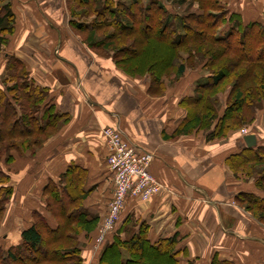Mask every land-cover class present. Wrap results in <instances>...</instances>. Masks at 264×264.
Here are the masks:
<instances>
[{
	"label": "crops",
	"instance_id": "obj_1",
	"mask_svg": "<svg viewBox=\"0 0 264 264\" xmlns=\"http://www.w3.org/2000/svg\"><path fill=\"white\" fill-rule=\"evenodd\" d=\"M157 1L166 9L167 5L175 8L171 1ZM8 2L14 32L5 37L10 48L7 55L24 65L34 86L47 90L46 103L66 118L34 157L22 155L19 159L18 170L33 176L26 194L34 206L29 215L45 213L37 192L49 181L58 183L73 165L86 173L84 208L102 220L113 181L101 130L118 126L127 141L152 156L149 170L164 189L147 201L128 199L108 240L129 237L145 224L152 243L177 233V250L186 252L179 256V264H210L214 257L233 264H264V229L236 202L241 193L263 194L254 185L237 181L226 166L232 155L247 148L246 135L226 142H207L198 133L172 137L186 116L179 103L192 96L201 76L151 98L146 93V79L123 75L109 60L94 56L74 39L65 0ZM219 3L239 14L243 23L264 19V0ZM254 137V147H258L261 142ZM8 185L12 188L11 176ZM94 236H80L83 264H94L97 259L90 250Z\"/></svg>",
	"mask_w": 264,
	"mask_h": 264
},
{
	"label": "trees",
	"instance_id": "obj_2",
	"mask_svg": "<svg viewBox=\"0 0 264 264\" xmlns=\"http://www.w3.org/2000/svg\"><path fill=\"white\" fill-rule=\"evenodd\" d=\"M70 1L80 8L98 7L94 9L95 21L91 24L79 21L72 8L69 10V26L86 35L90 48L111 47L120 42L119 37L134 38L131 46L119 49L113 59L117 65L137 61L129 72L146 70L151 77L149 90L161 87V77L168 74L165 69L174 67L171 64L179 53L194 58L193 54H199L197 50L201 52L205 58L203 67L210 72L195 82L192 96L179 103L186 116L176 127L173 138L197 132L202 122L207 121L206 128H211L205 134L208 142L253 121L254 110L264 101V19L245 24L239 14L222 8L219 0L174 1L179 8L185 4L187 9L197 6L195 11L185 9L179 15L169 12L157 0H129L128 4L114 0ZM145 1L149 3L143 5ZM107 28L111 31L97 42L96 32ZM13 32L14 15L8 2L0 5V46L6 45L5 37ZM158 45L164 46L165 52L156 53ZM143 58L150 63L144 65ZM4 59L7 75L3 80L5 87L0 88V156L11 151L33 153L54 132L57 123L66 118L46 103L47 90L34 86L20 61L7 54ZM175 65L174 76H182L185 63L177 60ZM228 79H232L228 105L218 115L210 98ZM6 155L7 162L13 159L9 153ZM226 164L244 175L253 174L254 165H262L254 188L264 195L263 145L241 150ZM85 176L81 168L72 165L59 177L58 183L49 181L42 188L45 213L33 211L32 223L20 233L19 242L7 249L0 248V264H83L79 236L87 237L99 221L83 206ZM9 181V174L0 169V215L2 203L12 194ZM263 195L241 193L236 202L245 204L255 212L253 216L259 213V219L264 220ZM147 233L148 226L140 224L137 232L129 237L107 239L96 264H179V256L186 252L177 250V233L154 243L148 240ZM210 264L233 263L214 257Z\"/></svg>",
	"mask_w": 264,
	"mask_h": 264
},
{
	"label": "rangeland",
	"instance_id": "obj_3",
	"mask_svg": "<svg viewBox=\"0 0 264 264\" xmlns=\"http://www.w3.org/2000/svg\"><path fill=\"white\" fill-rule=\"evenodd\" d=\"M115 2H119V3H124V4H128L129 0H114ZM152 1H156V0H152ZM167 1H171L175 8H172L170 6L167 5V9L169 10V12L179 15L180 12L185 11V9H187L186 4L182 7H178L174 1H180V0H167ZM187 3L189 2L188 0H186ZM8 3V1L6 0H2L0 2V5H4ZM149 3V1H145L143 2V5H147ZM65 4H66V9H67V14L68 16L71 18L70 15V8H72L73 12L75 13V18H77L79 21H82L84 23H89L91 24L92 22L95 21V10H98L97 5H88L84 8H80V6H78L76 3L70 1V0H65ZM170 7V8H169ZM176 9V10H175ZM197 9L196 4L193 6H190L187 10L189 12L195 11ZM251 22V21H248ZM247 23V22H246ZM245 23V24H246ZM69 31L72 34V36L74 37L75 40L80 41V43L88 50V52H90L91 54H93L94 56L98 57V58H102V59H106L109 60L111 65L120 73H122L123 75L129 77V78H133V79H146L148 81V86L150 84L151 81V77L150 75L147 74V72L142 71V70H136V72H134L135 74H130L129 71H132L131 68L135 66L134 63H137V61H132V62H128V64L125 65H121V64H116L113 57L114 55H118L119 53V49H126L127 47L131 46L134 38L133 37H119L120 42H117L114 45H112L111 47L108 48H101L98 47L96 49L90 48L89 45L86 43L85 38L86 35L85 34H79L76 31H74L73 29H71V27L68 25ZM225 28V27H223ZM224 31L227 30V28L223 29ZM111 31V29L107 28V29H103L101 31H97L94 38L96 39L97 42L102 41L104 36L109 33ZM8 41L6 42V45L0 46V88L5 87V85H3V80L5 78V76L7 75L6 72V61L4 59V55L5 54H9L10 52V48L8 47ZM116 48V50H115ZM118 48V49H117ZM165 47L162 45H158L156 48V53H162L165 52ZM127 50H123L124 53H126ZM199 54L194 55V58L188 57L187 54L184 55V53H179L177 55L178 57V62H183L185 63V69H184V73L182 76L180 77H175L174 76V72L173 70L176 67V62L177 60L174 59V61L172 62L171 65H174V67L172 68H166L165 71L168 72V74H166L167 76H162L161 77V87L156 88V90L151 89L149 90V87H147L146 89V93L148 96H150L151 98H158L161 97L163 95H165L166 92H168L169 90H172L173 88L177 87V84L180 83H186L191 81L192 79H194L196 77V75H200L201 77H204L208 74V72H210L208 69H205L203 67L204 63H205V58L204 56L201 55V52L199 50H197ZM231 57V56H229ZM116 58H118L116 56ZM189 58V59H188ZM221 60V59H220ZM141 61H143V64L146 65L149 64L150 62H148V59L143 58ZM219 61V60H218ZM137 65V64H136ZM128 71V72H127ZM164 71V72H165ZM200 79V78H199ZM232 79H228L227 81L224 82V84H222L223 86L220 87V89H218V92L215 93V95L211 96L210 98V102H212V105L215 109V111L218 113V115L222 114V111L227 107L228 105V92L230 89V82ZM172 93V92H171ZM48 96V95H47ZM47 100V99H46ZM264 101H260L258 107L254 110V116H253V121H251L250 123L244 124L240 127H236L233 130H230L226 135L222 136V137H218L212 141H208V142H216V141H228V139H231L233 136H236L239 139L242 140V137H244L245 135L249 134V135H254L258 138V140H260L261 145L264 146ZM66 123V120H62L60 122L57 123V126L54 130V132L51 133V135L47 136L46 138H44V140H42V144L41 146H39L38 148H36L34 150L33 153L29 152V151H22V152H16V151H11L8 152L10 155H12L13 159H11L9 162L6 161L5 156H7L5 153L2 156H0V169H2L4 172H6L7 174H9V176H11V184H12V194L9 197V199L2 203L3 206V211L0 215V248L3 249V247H7L9 245H13L15 243L18 242V235L19 233L26 228L29 224L32 223V218L29 215L30 211L34 209V206L32 205L33 202L28 201L27 198V193H28V188L30 187V185L32 184V180H33V176L30 174H22L20 172V170H18L19 168V159L20 157L23 155L28 156V157H34L36 155V153L41 149V147L43 146V144L45 142H47L48 139H50L52 136H54L59 128L64 125ZM208 122L207 121H203L202 125H201V129L197 132H193L194 133H198V134H203L204 138H205V134L206 132L209 131V129L211 128H206ZM214 122L211 124L213 127ZM210 125V124H209ZM43 139V138H42ZM227 166V165H226ZM262 165H254L253 169L254 172L253 174H249L247 173L246 175L242 174L241 172H235L233 169L229 168V166H227L228 170H230L231 174L233 175V177L239 181L240 183L246 184L249 183L251 185H254V180L257 177V173H259L260 171V167ZM248 168V167H247ZM247 170V169H246ZM245 170V171H246ZM37 200L39 201L38 203L43 207L44 206V199L41 196V191L37 192ZM12 202V204L10 203ZM28 203H30V205H26ZM237 205L242 209L243 212H245L246 214H248L251 219L253 220V222H255L260 228L264 229V220L263 219H259V213L257 215V217L253 216L255 215V212L252 209L246 208L245 204H238ZM102 224V220L99 219L96 227L94 228V230L92 231V233L96 234L97 230L99 229L100 225ZM113 233V232H112ZM111 233V234H112ZM264 233V232H263ZM110 234V235H111ZM5 235H8L9 238L5 239ZM93 239L90 238V241ZM8 240V243H6L5 241ZM84 241V240H83ZM106 242V241H105ZM104 242V243H105ZM103 243V244H104ZM79 245H80V236H79ZM102 246L100 247L99 251L97 253H95V257H97L96 261L94 264L97 263L98 260V255L99 252L101 250ZM252 263V261L250 262V264Z\"/></svg>",
	"mask_w": 264,
	"mask_h": 264
},
{
	"label": "built area",
	"instance_id": "obj_4",
	"mask_svg": "<svg viewBox=\"0 0 264 264\" xmlns=\"http://www.w3.org/2000/svg\"><path fill=\"white\" fill-rule=\"evenodd\" d=\"M101 137L107 149L106 162L112 174L113 190L102 224L90 241L93 254L113 232L128 199L147 201L164 189L149 170L152 156L127 141L118 126L103 128Z\"/></svg>",
	"mask_w": 264,
	"mask_h": 264
},
{
	"label": "water",
	"instance_id": "obj_5",
	"mask_svg": "<svg viewBox=\"0 0 264 264\" xmlns=\"http://www.w3.org/2000/svg\"><path fill=\"white\" fill-rule=\"evenodd\" d=\"M243 141L246 143L247 148H252L256 144L255 137L253 135H246L243 138Z\"/></svg>",
	"mask_w": 264,
	"mask_h": 264
}]
</instances>
